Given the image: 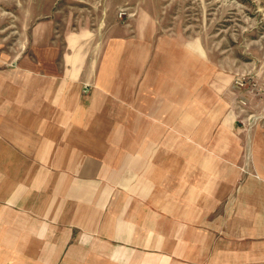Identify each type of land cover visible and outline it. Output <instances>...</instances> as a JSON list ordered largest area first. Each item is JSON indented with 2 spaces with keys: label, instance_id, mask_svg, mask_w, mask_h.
Segmentation results:
<instances>
[{
  "label": "crops",
  "instance_id": "crops-1",
  "mask_svg": "<svg viewBox=\"0 0 264 264\" xmlns=\"http://www.w3.org/2000/svg\"><path fill=\"white\" fill-rule=\"evenodd\" d=\"M125 3H23L21 58L0 56L8 259L264 264V126L239 123L200 46L143 9L129 29Z\"/></svg>",
  "mask_w": 264,
  "mask_h": 264
},
{
  "label": "rangeland",
  "instance_id": "rangeland-1",
  "mask_svg": "<svg viewBox=\"0 0 264 264\" xmlns=\"http://www.w3.org/2000/svg\"><path fill=\"white\" fill-rule=\"evenodd\" d=\"M26 0H0V56L20 59L21 33L24 28L23 3ZM118 18L133 29L137 11L153 16L161 33L176 40L200 46L207 59L208 75L218 71L230 80L235 93L238 118L250 115L264 126V0H124ZM17 49V50H16ZM3 68H0V70ZM243 85L237 87L235 81ZM247 99L244 111L240 98ZM240 123V122H239ZM241 124V123H240ZM253 124V123H252ZM5 189L0 190V264H13L7 243V203ZM17 220V219H16ZM17 236V233H14ZM29 235V234H28ZM11 239V238H10ZM17 255V254H16ZM19 261L15 260V264ZM21 262V261H20ZM60 264V261H59Z\"/></svg>",
  "mask_w": 264,
  "mask_h": 264
},
{
  "label": "built area",
  "instance_id": "built-area-1",
  "mask_svg": "<svg viewBox=\"0 0 264 264\" xmlns=\"http://www.w3.org/2000/svg\"><path fill=\"white\" fill-rule=\"evenodd\" d=\"M122 15H124V12L123 11H120L119 12V16H122ZM235 85L237 86V87H240V86H242L243 85V83L240 81V80H236L235 81ZM247 99H245V98H240L239 99V101H238V103H239V107L241 108V111H244V107L247 105ZM255 121V119L253 118V116H249V117H247V118H241L240 120H239V122L242 124V125H245V124H251V123H255L254 122Z\"/></svg>",
  "mask_w": 264,
  "mask_h": 264
}]
</instances>
